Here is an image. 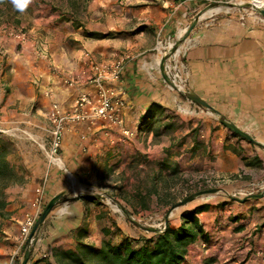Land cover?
<instances>
[{"label":"crops","instance_id":"0c3cea01","mask_svg":"<svg viewBox=\"0 0 264 264\" xmlns=\"http://www.w3.org/2000/svg\"><path fill=\"white\" fill-rule=\"evenodd\" d=\"M209 1L91 0L79 26L51 13L26 27L28 37L23 43L18 44L8 32L0 35V132L18 135L17 162L12 164L25 178L8 189L7 215L0 219L6 222L0 226V264L7 263L13 249L21 251L26 246L19 239L20 224L25 214L36 212L31 202L39 190L43 204L61 192L64 198L40 227L31 260L49 256L53 246L74 247L81 226L88 229L86 241L95 246L104 237V226L118 238L137 237L126 227V215L122 225L123 216L104 211L99 199L75 198L105 187L111 177L119 188L124 168L147 175L146 188L136 185L132 195L121 198L133 209L140 207V197L173 206L183 181L175 183L172 178L198 165L230 184H255L260 188L257 193H264V23L214 16L198 22L186 37L180 52L185 89L212 110L169 86L154 52L157 40L176 41L180 29ZM88 32L110 34L95 38ZM42 41L53 64L75 75L86 53L97 62L125 59L121 78L113 87L125 99L124 128L133 130L134 136L125 137L117 126L103 121L70 123L57 151L62 165L51 161L46 142L50 104L54 101L69 108L78 89L49 73L46 60L37 52ZM151 104L157 106L154 123L145 129L144 117ZM220 116L259 144L228 129ZM76 185L85 190L76 192ZM135 193L139 196L134 201ZM113 197L132 217L119 196ZM219 202H202L210 204L199 214L208 239L189 246L184 264H264V195L234 203L227 199L220 206Z\"/></svg>","mask_w":264,"mask_h":264},{"label":"trees","instance_id":"16d2710c","mask_svg":"<svg viewBox=\"0 0 264 264\" xmlns=\"http://www.w3.org/2000/svg\"><path fill=\"white\" fill-rule=\"evenodd\" d=\"M89 1L67 0L73 25H81L78 16L85 12ZM12 6L11 0L0 2V18L6 22L17 12V10L12 11ZM109 34L88 32L87 36L98 38ZM150 107L144 117L145 129L152 128L154 123L152 120L157 106L151 104ZM11 148L10 139L0 134V219L7 215L8 189L25 182L23 175L9 160ZM165 195L169 196V193L163 196ZM135 196L138 197L139 194ZM160 201H163V198L159 199ZM225 203L223 200L217 205ZM138 204L142 209L149 207L145 197H140ZM209 206V203L197 204L192 209L181 212L178 225L167 224L163 231L148 237L118 238L117 233L104 226L102 227L104 237L99 246L86 241L88 229L86 226H81L75 233L74 247L53 246L49 256H41L34 260L30 258L27 264H184L189 246L199 240L208 239V233L203 227L199 214L206 211ZM19 263L17 258L13 264Z\"/></svg>","mask_w":264,"mask_h":264},{"label":"rangeland","instance_id":"374dc122","mask_svg":"<svg viewBox=\"0 0 264 264\" xmlns=\"http://www.w3.org/2000/svg\"><path fill=\"white\" fill-rule=\"evenodd\" d=\"M91 1V0H90ZM89 1V2H90ZM219 1H230V2H235L236 0H212L207 2L205 5H202V7L195 13L194 17L199 14V12L207 5L213 2H219ZM239 1V0H237ZM89 2L86 5V10L87 11V6ZM13 7V6H12ZM68 3L67 0H32V3L27 7V9L23 12H20L17 10L15 12V16L8 20V22L4 21V19L0 18V35L5 34L9 31V28L11 29H16V30H26V27L33 23L34 19L37 18L38 16H45L47 14H54L58 15L59 18L64 19V20H71L70 19V14L68 12ZM12 11H16V9L13 7ZM85 12L80 14L78 16L79 22L85 21ZM252 9H250L249 5L244 6V7H239L233 10L229 11H222L216 14H213L209 17H214V16H221V15H231L233 17L239 18L242 21L245 22H255V23H264L263 17L258 14V17L255 13H251ZM206 17V18H209ZM206 18H201L199 22L205 21ZM16 19L18 22H16ZM73 23V22H72ZM186 28V27H185ZM179 38V37H178ZM175 42V41H174ZM172 41V43H174ZM163 46V48H162ZM157 45L156 49H154V52L157 55H163L165 52H167L170 47L167 45ZM160 47V48H159ZM173 52L170 54L172 55ZM178 59H180V54L178 55ZM3 136H6L10 139L11 143V154L9 157V160L11 163L17 162L16 156L14 154V145L15 142L17 141V136H11L5 133L0 132ZM201 169L202 171L199 172L198 170ZM205 169V170H203ZM210 169L208 167L202 168L200 165L196 166L195 168L187 170L186 174L184 175H175L173 179V182L178 183V181H183V188L176 190L175 193L178 195L179 200L175 201L174 203L176 204L179 202L181 199H183L185 196L201 190V189H209V188H220V191L214 194H205L202 196H199L195 198L193 201L183 205V206H178L175 207L174 209L171 210V206L165 207L164 205H156L155 200L152 202V200L148 201L149 207L146 210H141L139 206H137V209H133L132 205H128L123 199L127 195H132L134 189L137 188L136 185L141 186L143 188H146V185H148L147 181V175L145 173H136L134 171H131L127 168L123 169V177H122V182L119 184L113 185V178L111 177L109 180L106 179L105 187L101 189H91L89 190L92 193H104L108 194L111 196H119L117 197L119 200H121V203L125 207H129L130 210L132 211L131 216L132 218L139 222L140 224L147 226V227H154L157 229L163 228L164 226V219L166 216H169L168 219V224L175 225L177 223V220L179 219V211L192 207L194 205H197L202 202H213V201H221V200H226L229 199L231 203H234L233 200L240 201L236 198H243L244 196L248 195L249 193H257L259 192L260 188L259 186L254 185H247V186H237L234 184H230L228 181H226L224 178L216 176L213 174V172L209 171ZM138 174V175H137ZM175 180V181H174ZM161 191H163L164 184L160 185ZM184 189V191H183ZM136 194V193H135ZM184 194V195H183ZM123 198V199H121ZM134 201L135 195L131 197ZM177 198V197H176ZM100 202L98 204H103L104 205V211H115L114 213L116 215H122L123 218L121 217V223L124 225V215L125 211L122 209L118 204H116L114 201L109 199L106 196H103L99 198ZM139 201V199L137 200ZM113 204L116 206V208L113 207ZM44 208V207H43ZM172 213H174V216H171ZM4 219V218H3ZM2 219V220H3ZM1 225L6 223L5 220L4 222L0 220ZM21 225V224H20ZM126 227L130 229V233L133 236H142V237H148L153 234L154 232L146 231L137 225H135L132 221H127L126 220ZM132 230V231H131ZM25 246V245H24ZM25 247L21 248V251L15 249L12 250V253L8 256V260L6 264H13L15 259H19V261L22 259L23 253H24ZM14 255L13 260L11 261V257Z\"/></svg>","mask_w":264,"mask_h":264},{"label":"built area","instance_id":"2783aa9c","mask_svg":"<svg viewBox=\"0 0 264 264\" xmlns=\"http://www.w3.org/2000/svg\"><path fill=\"white\" fill-rule=\"evenodd\" d=\"M8 34L17 41L23 43L27 40V33L24 30L9 29ZM171 41L157 40V45L169 46ZM163 48V46H162ZM38 54L46 60L49 73L61 78L62 82L71 88H77L78 92L74 103L69 108H64L57 102H51L48 119L50 122L46 131V142L48 154L51 161L55 162L57 151L61 145L67 125L74 122L103 121L109 125L117 126L125 137H132L135 132L124 128L123 109L126 106L122 93L115 90L113 84L120 80L125 68L123 57L116 61L97 62L91 54H84L83 66L77 75L66 73L53 64V61L46 49L44 41L39 43ZM164 71L170 81L178 90L185 89L184 65L178 56L169 55L165 61ZM81 85L83 87H81ZM47 95L51 94L49 88ZM31 202L36 209L35 213H27L20 225V240L27 244L30 232L45 204H43L42 191ZM45 256V255H43ZM14 255L11 257L13 260Z\"/></svg>","mask_w":264,"mask_h":264},{"label":"water","instance_id":"95a60500","mask_svg":"<svg viewBox=\"0 0 264 264\" xmlns=\"http://www.w3.org/2000/svg\"><path fill=\"white\" fill-rule=\"evenodd\" d=\"M218 4H221L222 6H227V7H231L234 5L233 2H230V1H219V2H213V3H210V4H207L200 12L197 16L193 17L192 21L189 23V25L186 27L185 29V33L183 35V38H178L173 44L172 46L170 47V49L165 52L161 59H160V62H159V67H160V72H161V75L162 77L164 78V80L169 84V86H171L172 88H175L176 87L174 86V84L170 81V79L167 77V75L165 74V71H164V65H165V61L167 60V58L169 57V55L174 52V50L177 48V46L184 40L186 39V37L190 34V32L192 31V29L197 25V23L199 22V20L201 19V16L202 14L208 10L209 8L215 6V5H218ZM248 4L245 3V4H242V5H239V7H244V6H247ZM260 14L264 17V9L260 10ZM178 90V89H177ZM180 93H182L185 97H187L188 99L202 105L203 107L207 108V109H211V106L206 103L204 100H202L201 98H199L197 95L193 94V93H190L186 90H178ZM219 121L225 125L228 129H230L231 131H233L234 133L240 135L241 137L253 142V143H256V144H259L257 141H255L253 139L252 136H250L248 133H246L245 131L241 130L240 128H238L237 126H235L234 124L228 122L227 120H225V118L223 117H219ZM220 191V188H209V189H201V190H198V191H195L187 196H185L183 199H181L179 202H177L176 204H174L173 206H171V210L174 209L175 207H178V206H183L191 201H193L195 198L199 197V196H202V195H205V194H214V193H217ZM264 193L263 192H260V193H249L248 195L244 196L243 198L239 199V198H236L240 201H244L246 200L247 198H259V197H263ZM80 196H91L93 198H101L103 196H106L108 197L109 199H111L112 201H114L116 204H118L122 209L123 206L120 205L118 203V201L111 195H108V194H104V193H81L80 195H75V198H78ZM64 198V193L61 192V193H58L54 196H52L48 201L47 203L45 204L43 210L41 211V213L39 214L31 232H30V235H29V238H28V242L25 246V249H24V253H23V256H22V259L20 260V263L19 264H27L29 259H30V256H31V250H32V245H33V241L35 240V238L37 237L38 233H39V229L40 227L42 226L43 222L45 221L46 217L48 216V214L51 212V210L54 208V206L62 199ZM124 213L125 215L127 216V218L132 221L135 225H137L138 227L146 230V231H150V232H154V233H157V232H161L165 229V227L167 226L168 224V219H169V216H166L165 219H164V226L163 228H160V229H157V228H154V227H147V226H144L142 224H140L139 222L135 221L132 217H130L129 213L126 212V210L124 209Z\"/></svg>","mask_w":264,"mask_h":264},{"label":"bare ground","instance_id":"6f19581e","mask_svg":"<svg viewBox=\"0 0 264 264\" xmlns=\"http://www.w3.org/2000/svg\"><path fill=\"white\" fill-rule=\"evenodd\" d=\"M245 3H247L249 5L250 9H252V12L251 13H255L257 15V17H258V14H260V10L264 9V0H239V1L236 0L234 2V5L231 6V7L222 6L221 4H218V5H215V6L211 7V8H209L208 10H206L202 14L201 18H206V17H209V16H211L213 14H216V13H219V12H222V11H229V10L236 9V8H238L239 5H242V4H245ZM263 21H264V17H263ZM185 29H186L185 27L182 28V29H180V31L178 33V37L179 38H183V35L185 33ZM172 44L173 43L171 42L170 45H169V47H171ZM185 44L186 43H185V39H184L177 46V48L174 50L173 57H176V56H178L180 54V52L184 49ZM161 57H162L161 55H157V62L158 63L160 62ZM29 136L32 137V138H36L35 136L30 135V134H29ZM55 160H56V162L59 165H62L61 161L58 158H56ZM71 180L73 182H75V180L72 177H71ZM82 190H85V187L76 185V187H75V191L76 192H80ZM113 207L116 208V206L114 204H113Z\"/></svg>","mask_w":264,"mask_h":264},{"label":"clouds","instance_id":"9594fccd","mask_svg":"<svg viewBox=\"0 0 264 264\" xmlns=\"http://www.w3.org/2000/svg\"><path fill=\"white\" fill-rule=\"evenodd\" d=\"M0 2H2V0H0ZM31 3L32 0H11L13 7L20 12L25 11Z\"/></svg>","mask_w":264,"mask_h":264}]
</instances>
